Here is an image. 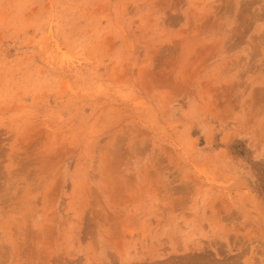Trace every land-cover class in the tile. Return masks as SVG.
<instances>
[{"label": "rangeland", "instance_id": "1", "mask_svg": "<svg viewBox=\"0 0 264 264\" xmlns=\"http://www.w3.org/2000/svg\"><path fill=\"white\" fill-rule=\"evenodd\" d=\"M0 264H264V0H0Z\"/></svg>", "mask_w": 264, "mask_h": 264}]
</instances>
